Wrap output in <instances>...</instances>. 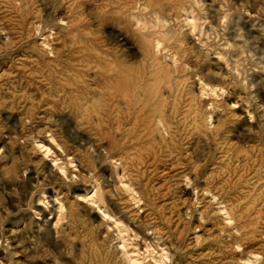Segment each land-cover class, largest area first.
Instances as JSON below:
<instances>
[{
  "label": "rangeland",
  "instance_id": "rangeland-1",
  "mask_svg": "<svg viewBox=\"0 0 264 264\" xmlns=\"http://www.w3.org/2000/svg\"><path fill=\"white\" fill-rule=\"evenodd\" d=\"M15 1L0 0V264H264V0H30L43 33ZM73 16L111 63L159 75L168 129L153 119L130 169L31 72L32 50L94 86L97 65L63 46Z\"/></svg>",
  "mask_w": 264,
  "mask_h": 264
},
{
  "label": "bare ground",
  "instance_id": "bare-ground-1",
  "mask_svg": "<svg viewBox=\"0 0 264 264\" xmlns=\"http://www.w3.org/2000/svg\"><path fill=\"white\" fill-rule=\"evenodd\" d=\"M16 1L19 5L17 12L20 13L17 20L19 28L22 31L35 28L43 33L48 25L39 11L31 14L27 12L30 0ZM71 1L61 0V4L64 6ZM72 9L73 5L70 3L68 11L73 13ZM24 10L26 11L23 12ZM68 24V30H72L73 34L72 36L66 34L65 37L69 41H65L63 46H67L69 42L68 45L72 48L69 61H74L80 67L96 64L98 69L93 78L94 86L90 88L81 80L64 76L65 68H62L61 72L59 70L56 72L52 68L47 72L43 71L42 56L33 53L32 50L28 51L30 52L29 60L35 65L31 72L40 75L43 79H51L53 87L70 101L71 109L76 114L83 116L92 124L94 118L98 127L106 126L109 131L105 135L112 137L113 145L118 148L120 163L124 170L130 169L136 163H141L143 155H149L152 152L154 133L157 131L152 124L153 119H159L167 128V123L164 121L167 102L161 94L159 75L148 69L133 70L130 65L116 56L111 63V58H107V54H102L98 50V45L84 42L78 35V26L81 25L78 16H73ZM23 49V52H26V49ZM54 73H58V76ZM141 130L144 132V137L139 133Z\"/></svg>",
  "mask_w": 264,
  "mask_h": 264
}]
</instances>
